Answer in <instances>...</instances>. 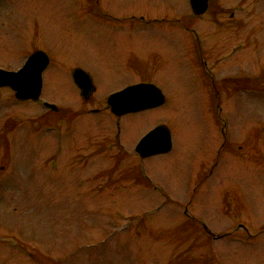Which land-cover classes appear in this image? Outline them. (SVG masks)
<instances>
[{
	"label": "rangeland",
	"instance_id": "374dc122",
	"mask_svg": "<svg viewBox=\"0 0 264 264\" xmlns=\"http://www.w3.org/2000/svg\"><path fill=\"white\" fill-rule=\"evenodd\" d=\"M119 33L134 56H100L88 104L54 70L39 102L0 88V264H206L208 246L209 264H264V0H209L199 17L189 0H0V69ZM210 67L238 78L221 108ZM124 79L154 80L167 103L113 117L104 99ZM161 124L171 151L140 159L135 146ZM201 225L231 235L206 239Z\"/></svg>",
	"mask_w": 264,
	"mask_h": 264
},
{
	"label": "water",
	"instance_id": "95a60500",
	"mask_svg": "<svg viewBox=\"0 0 264 264\" xmlns=\"http://www.w3.org/2000/svg\"><path fill=\"white\" fill-rule=\"evenodd\" d=\"M195 15H202L208 7V0H189ZM48 64V58L42 51L32 53L23 67L17 72L0 69V88L9 87L14 91L17 100H39L42 89V72ZM74 82L87 99L93 91L90 76L82 70L72 74ZM164 97L153 85L140 84L128 87L109 96L108 104L116 116L136 113L161 106ZM53 110L54 105L44 103ZM171 137L166 126L161 125L146 134L137 144L135 150L141 158L165 154L171 150Z\"/></svg>",
	"mask_w": 264,
	"mask_h": 264
},
{
	"label": "flooded vegetation",
	"instance_id": "af4514ba",
	"mask_svg": "<svg viewBox=\"0 0 264 264\" xmlns=\"http://www.w3.org/2000/svg\"><path fill=\"white\" fill-rule=\"evenodd\" d=\"M96 7L99 8V3H96ZM145 23H147V22H145ZM181 23H183V22L178 21L177 26L174 25L171 27L178 28L179 27L178 25ZM94 27H96V25ZM97 28L99 29V27H97ZM81 31L84 32L82 30V28H81ZM119 34H121V35H119L117 37H115V36H99V35L98 36H89V35L80 36V37L76 38L77 39L76 42H74V43L69 42L66 44L65 49L62 50V52L60 54V58H55L51 52L48 53L47 51L43 50L41 47H38L37 49H32V52L37 51V50H41L47 55L48 64H47L43 73H45L48 70L59 71L61 73L64 72L66 75L70 76L73 83H74V80L72 78V74L75 70H82L85 73H87L91 77V81L93 84V91L91 92V94L89 95V97L87 99H85L82 96L81 91L79 90V88L77 87V85L75 83H74V85L76 86V88L79 92L81 101L88 104V103H90V101L91 102L93 101L92 100L93 96L98 89L97 82L94 78V70L95 71L98 70L97 64L100 63V60H101L100 58L107 55V62L108 61L110 62V59H112L111 55H113L112 51L114 52L115 47H117V46L120 48L119 52H118L120 55L128 56V57L134 56L131 53L130 40H128V38L125 36L124 33H119ZM200 39H201V37H199L198 35L193 33V38H192L193 47L191 50L194 51L195 54L198 53V55H199L198 60H200L199 62L203 66L205 65L204 66V70H205L206 69V63H205L206 60H205V56H204V53L202 50V44H201ZM195 50H197V52H195ZM109 53H110V55H109ZM125 63L127 64V62H125ZM56 66H57V68H56ZM52 68H54V69H52ZM206 77H208V83L211 84L212 91L214 93V97H215L214 106H216L217 108H221L220 105L223 102V98H225L224 95H227V83L229 85H232V86H234V85L237 86L236 79H238V78L237 77L226 78L225 76L224 77L223 76L218 77L215 69H213L212 67L207 68ZM230 79H232V80H230ZM149 80H143V81H139L137 83L136 82L133 83V82L126 81V79H124V82H122V83L120 82V84H124V85L122 87L120 86V88L113 91L112 93L119 92L124 88L130 87L133 85H137V84H152V85L156 86L157 88H159L158 84L154 80H151V79H149ZM234 87H232V88H234ZM239 87L240 86H237L235 89H237ZM112 93H110V94H112ZM108 96L105 97L106 99H104V104H103L102 108L107 109L113 117L118 118V119L122 118L124 116H127L128 114L117 117V116L112 114L111 108H110V106L108 104V100H107ZM166 103H167V99L165 97L163 105H165ZM156 109H158V108H156ZM54 112H57V110H55ZM91 112H93L94 114H98L100 112V110L99 109H93ZM129 115H133V114H129ZM223 134H225V133H223ZM224 140H225V135H224ZM221 150H222V148L219 151H221ZM219 160H220V157L218 158L217 161H214L213 163H211L212 165L210 166L209 170L207 171V173H209L208 176L205 179L201 180L202 184H204L205 186L207 183L210 182L208 177H210L212 175L214 168H215L216 164H218ZM213 164H214V166H213ZM200 232L198 231V234L200 236H203L206 239H207V236L208 237L210 236L212 239H214V238L218 239V238H222V237L231 235V233H229V231H224V232H222V234L221 233L220 234L213 233V232H211L210 229L206 228L205 226L204 227L202 226V229ZM208 248H209V246H208ZM208 248L204 247V249L200 250L201 251V252H199L200 257L198 256L199 259H203V262L206 264H209L212 261L210 258V256H212V254H210V252H212V251H210V249H208ZM195 252L196 251H194V254H195ZM195 257H196V254H195ZM199 259H197V260H199Z\"/></svg>",
	"mask_w": 264,
	"mask_h": 264
},
{
	"label": "trees",
	"instance_id": "16d2710c",
	"mask_svg": "<svg viewBox=\"0 0 264 264\" xmlns=\"http://www.w3.org/2000/svg\"><path fill=\"white\" fill-rule=\"evenodd\" d=\"M30 254H31V252H30Z\"/></svg>",
	"mask_w": 264,
	"mask_h": 264
}]
</instances>
